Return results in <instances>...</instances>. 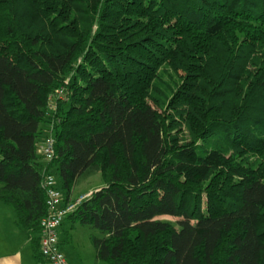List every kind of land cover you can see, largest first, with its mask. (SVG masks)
I'll list each match as a JSON object with an SVG mask.
<instances>
[{
    "label": "trees",
    "instance_id": "1",
    "mask_svg": "<svg viewBox=\"0 0 264 264\" xmlns=\"http://www.w3.org/2000/svg\"><path fill=\"white\" fill-rule=\"evenodd\" d=\"M44 168L65 200L100 173L66 218L107 264H264V0H0V201L36 260Z\"/></svg>",
    "mask_w": 264,
    "mask_h": 264
},
{
    "label": "rangeland",
    "instance_id": "2",
    "mask_svg": "<svg viewBox=\"0 0 264 264\" xmlns=\"http://www.w3.org/2000/svg\"><path fill=\"white\" fill-rule=\"evenodd\" d=\"M38 153L42 154L40 150ZM101 185H103V180L100 173L95 172L77 182L73 186L71 195L77 197L88 191L91 192ZM161 217L171 220L176 218L172 215H162ZM61 226L58 235L60 248L69 264H107L105 260L95 256V250L90 239V234L103 236L104 232L88 223L73 221L68 217L65 218ZM13 247L22 248L25 264H45L44 259L36 260L33 257L26 230L15 224L13 207L0 201V253H4Z\"/></svg>",
    "mask_w": 264,
    "mask_h": 264
},
{
    "label": "built area",
    "instance_id": "3",
    "mask_svg": "<svg viewBox=\"0 0 264 264\" xmlns=\"http://www.w3.org/2000/svg\"><path fill=\"white\" fill-rule=\"evenodd\" d=\"M39 149L46 160L51 159L54 149L53 137L50 134L45 137ZM41 184L45 192L46 211L39 219V251L48 264H69L60 249L59 226L66 214L89 193L65 200L56 175L49 168L43 169Z\"/></svg>",
    "mask_w": 264,
    "mask_h": 264
},
{
    "label": "crops",
    "instance_id": "4",
    "mask_svg": "<svg viewBox=\"0 0 264 264\" xmlns=\"http://www.w3.org/2000/svg\"><path fill=\"white\" fill-rule=\"evenodd\" d=\"M88 191L87 193H89ZM66 216L63 218L60 226H59V234H60V227H62V223L65 220ZM16 224V223H15ZM28 238V236H27ZM29 239V238H28ZM60 243V242H59ZM22 248L18 247L17 249L13 247L10 250H7L6 252L0 253V264H25L23 262V253ZM61 249V248H60ZM32 252V250H31ZM45 264H48L45 260Z\"/></svg>",
    "mask_w": 264,
    "mask_h": 264
}]
</instances>
